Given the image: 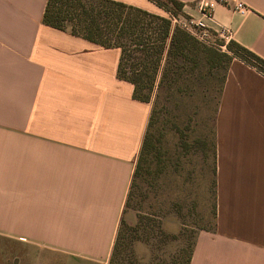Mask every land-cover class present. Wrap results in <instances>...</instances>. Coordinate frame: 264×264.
Instances as JSON below:
<instances>
[{"label": "crops", "instance_id": "obj_1", "mask_svg": "<svg viewBox=\"0 0 264 264\" xmlns=\"http://www.w3.org/2000/svg\"><path fill=\"white\" fill-rule=\"evenodd\" d=\"M177 1L264 60V0H224L211 19L199 0ZM46 2L0 0V264H108L151 103L118 78L120 49L45 26ZM213 139L214 225L196 234L188 264H264V74L237 59Z\"/></svg>", "mask_w": 264, "mask_h": 264}, {"label": "rangeland", "instance_id": "obj_2", "mask_svg": "<svg viewBox=\"0 0 264 264\" xmlns=\"http://www.w3.org/2000/svg\"><path fill=\"white\" fill-rule=\"evenodd\" d=\"M159 10L150 14L164 18ZM128 62L125 78L131 77ZM174 64L182 69L178 76L163 79L159 70L151 90L136 92L156 113L153 147L123 210L126 227L113 264H185L196 234L214 225L211 144L226 67L193 52Z\"/></svg>", "mask_w": 264, "mask_h": 264}, {"label": "trees", "instance_id": "obj_3", "mask_svg": "<svg viewBox=\"0 0 264 264\" xmlns=\"http://www.w3.org/2000/svg\"><path fill=\"white\" fill-rule=\"evenodd\" d=\"M92 1L47 0L42 15V23L58 31H66V25L69 24L70 33L74 37L87 40L103 48L120 49L117 76L133 85L134 99L143 103H149L148 99L138 96L136 92L141 89L151 90L159 70L162 72L163 79L170 75L178 76L182 69L177 67L174 62L187 60L190 52H193L196 58L210 61L215 66L219 62L225 63L226 68L221 81V88L228 65L233 59L240 60L264 74V60L233 42L229 41L226 45L227 52H220L199 44L191 35L178 27L171 26L167 19L160 16L110 0ZM149 1L165 13H171L175 16L181 15L182 5L177 0H162L166 7L156 0ZM125 59L130 62H128L130 78H125L124 72H122ZM155 114L154 109H151L146 134L136 158L125 207L128 205L134 181L141 177L145 161L153 147L150 129L155 121ZM213 140L211 144L212 156L214 154ZM212 173L214 175V168ZM212 183L214 198L215 181L212 180ZM125 227L121 219L108 264H113L118 256L119 244L122 241L121 231ZM192 246L185 264L191 260Z\"/></svg>", "mask_w": 264, "mask_h": 264}, {"label": "built area", "instance_id": "obj_4", "mask_svg": "<svg viewBox=\"0 0 264 264\" xmlns=\"http://www.w3.org/2000/svg\"><path fill=\"white\" fill-rule=\"evenodd\" d=\"M223 1L224 0H199L197 2V8L202 17L211 19L213 7L217 3H221ZM233 10L240 15H245L247 12L249 13L248 8L239 2L234 5ZM164 15V18L170 22L171 26L178 27L184 32L190 34L199 44L220 52H227L226 45L231 37L228 31L221 30L220 32L213 33L202 20H196L192 17H185L181 15L175 16L171 13L165 12Z\"/></svg>", "mask_w": 264, "mask_h": 264}]
</instances>
